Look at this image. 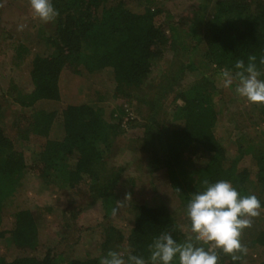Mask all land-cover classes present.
<instances>
[{
    "label": "trees",
    "instance_id": "trees-1",
    "mask_svg": "<svg viewBox=\"0 0 264 264\" xmlns=\"http://www.w3.org/2000/svg\"><path fill=\"white\" fill-rule=\"evenodd\" d=\"M52 3L59 12L54 19L56 30L47 38L54 49L49 55L35 56L31 69L34 89L21 98L23 107H34L27 118L29 131L47 137L33 163L28 164L24 152L16 148L3 129L5 114L0 103V238L10 234L12 243L28 252L13 260L0 256V264H100L109 250H122L120 246L115 248V238L109 229L99 255L69 258L55 248L42 256L36 255L41 242L39 228L28 208L16 211L9 231L1 226L6 201L23 186L24 177L32 173L59 189H76L83 181L91 180L90 189L103 200L105 215L111 216L116 207L119 176H103L102 171L105 151L113 145L127 111L107 103L70 104L61 110L59 79L63 69L90 77L100 85L104 74L111 72L116 97L131 98L133 90L150 78L155 62L166 51L176 46L191 51L205 42L204 55L209 62L233 75L239 71L235 68L238 60H244L246 67L248 57L255 55L261 73L259 79L264 80V64L260 63L264 58V0H216L205 22L203 37L197 34L196 21L187 30L173 26L167 31L157 23L161 10L152 6L154 0H52ZM136 3L140 5L137 9L133 6ZM191 38L197 44H191ZM17 51L21 57L28 50L20 44ZM190 65L183 64L182 70ZM169 80L171 91L175 76ZM174 94L170 115L175 125L168 133L159 131L157 138L165 149L164 165L173 191L185 209L191 193L206 187L203 181L215 183L221 179L230 181L241 195L255 194L264 208V152L251 156L253 164L246 163L249 148L241 150L236 157L229 156L215 132L218 112L213 100L216 94L213 82L205 76ZM58 113L62 117L59 128L63 137L49 138ZM189 151H199L208 160L202 167L193 169L190 155L186 156ZM130 211L134 225L127 238L129 249L123 252L125 259L130 252L148 260L149 245L165 232L177 242L185 240L165 207L135 203ZM254 242L264 244V232ZM239 263V260L231 262ZM173 264H178V258Z\"/></svg>",
    "mask_w": 264,
    "mask_h": 264
},
{
    "label": "rangeland",
    "instance_id": "rangeland-1",
    "mask_svg": "<svg viewBox=\"0 0 264 264\" xmlns=\"http://www.w3.org/2000/svg\"><path fill=\"white\" fill-rule=\"evenodd\" d=\"M215 2L154 0L152 6L161 10L156 20L167 31L173 26L187 30L196 21L199 26L197 34L203 37L205 22ZM133 6L137 9L140 5ZM20 25L24 26L22 30ZM55 30V20L44 23L33 17L29 0H0V103L5 114L2 125L16 148L24 152L28 164L34 162L36 152L41 150L47 137L29 131L31 127L27 118L34 112V107H23L21 98L33 91V59L37 54L46 56L52 53L54 48L47 38ZM190 40L191 44H197L196 39ZM20 44L28 50L21 57L17 51ZM205 50V42H200L195 50L186 51L176 46L166 51L155 62L150 78L139 89L133 90L131 98L116 97V83L111 72L104 74L100 85L90 77L63 69L59 79L61 110L70 104L98 106L107 103L112 107L122 106L127 111L119 133L112 140L113 145L105 151L104 173L102 171L103 176L118 174L116 207L118 201L123 206L115 215L112 212L107 217L103 200L90 189L91 180L83 181L76 189H59L32 173L24 177L23 186L6 201L1 215L2 228L9 231L16 211L28 208L39 228L41 242L36 255L42 256L50 248L64 252L69 258L86 259L99 255L109 229L115 238V248L120 246L123 253L129 249L127 238L134 225L131 205L138 203L165 207L186 239L189 228L186 209L173 191L164 165L165 149L160 147L157 138L159 131L168 133L175 125L170 113L176 90L208 77L216 90L213 98L218 112L215 132L229 156L236 157L241 150L249 148L246 163L253 164L251 156L264 152V106L249 103L238 96L235 80L231 88H224V69L209 62ZM190 63L191 67L182 70L183 64ZM172 76H175L176 83L172 86L174 90L169 91ZM61 118L58 113L49 138L63 137L59 128ZM187 155H190L189 163L193 169L202 167L208 160L199 151H189ZM263 232L264 208H261V214L252 218V226L244 229L242 242L248 251L246 255L238 254L241 256L239 264H264V244L254 242ZM9 235L0 238V256L13 260L27 255L28 252L19 250L12 243ZM231 262L230 256L220 253L218 264Z\"/></svg>",
    "mask_w": 264,
    "mask_h": 264
},
{
    "label": "clouds",
    "instance_id": "clouds-1",
    "mask_svg": "<svg viewBox=\"0 0 264 264\" xmlns=\"http://www.w3.org/2000/svg\"><path fill=\"white\" fill-rule=\"evenodd\" d=\"M33 17L44 23L53 21L59 12L52 0H29ZM23 25L19 29H23ZM238 60L235 74L227 69L222 71V85L231 88L236 81L235 92L252 104L264 106V80L259 79L256 56ZM264 64V58L260 61ZM202 191L191 193L186 206L189 228L186 239L177 242L170 233H162L149 245L148 260L130 252L125 259L122 252L109 250L100 259V264H218L220 253L231 257L233 261L241 259L238 254H247L248 248L242 242L244 229L252 226V218L261 214V201L255 194L241 195L233 184L221 179L215 183L203 181ZM128 199V196L126 197ZM123 204L117 202L113 215ZM183 231V228H181Z\"/></svg>",
    "mask_w": 264,
    "mask_h": 264
}]
</instances>
